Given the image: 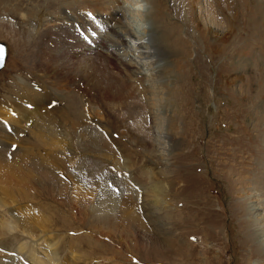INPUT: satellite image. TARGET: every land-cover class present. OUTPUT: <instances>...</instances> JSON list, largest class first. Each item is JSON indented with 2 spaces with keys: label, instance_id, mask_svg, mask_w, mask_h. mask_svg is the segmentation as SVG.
Masks as SVG:
<instances>
[{
  "label": "rangeland",
  "instance_id": "1",
  "mask_svg": "<svg viewBox=\"0 0 264 264\" xmlns=\"http://www.w3.org/2000/svg\"><path fill=\"white\" fill-rule=\"evenodd\" d=\"M105 1L94 4L100 10L92 11V6L81 10L93 12L103 22L93 44L102 42L109 26L120 33L129 26L137 37L141 34L138 32L145 31L144 36L148 35L150 41L166 34L175 54L166 52L165 44H157L164 56L162 63H170L171 72L164 79L158 78L160 92L156 95L147 88L150 74L141 79L144 71L141 73L135 63L137 54L132 55L134 60L125 57L134 74L132 79L128 75L126 78H138L133 83L135 99L105 93L106 90L95 92L92 97L87 89V95L80 93L81 108L85 105L102 110L105 122L98 116L89 114L92 118H87L84 114L87 121L84 117L83 121L78 119L79 128H74L71 120L57 123L54 130L66 128L62 131L64 140L58 139L50 147L45 138L37 139L30 125L34 117L41 120L43 108L58 104L51 100L37 111L33 108L41 97L36 88L53 84V80L60 84L52 76L53 67L65 65L67 59L63 55L68 56L73 50L67 47L56 53L54 60L49 56L53 48L61 49L53 42L56 24L50 23L57 22L70 5L62 0L57 5L56 0H0V42L6 48L0 69V259L4 264H264V179L257 180L264 175V0H143L141 6L134 0H120L121 14L127 20L120 26L111 16V9L116 7H108ZM90 27L83 30V37H88ZM63 35L59 31L55 39L59 37L61 41ZM95 44L98 57L110 52L121 58L124 53L109 42L106 51V47L100 49ZM93 53H81L79 58L89 59ZM112 61L105 59L102 66L106 73L116 76L123 67ZM68 62L66 70L70 69ZM114 65L118 67L115 69ZM70 75L68 78L74 75L83 86L84 79L80 80L78 73ZM158 96L164 101L161 107L155 103ZM18 104L32 111L14 112ZM6 111L14 117L7 116ZM157 115L165 116L166 122L160 139L155 136ZM12 120H17V124L12 125ZM103 124L110 126L108 138L104 137ZM93 129L102 134V141L95 146L90 143ZM19 135L21 139L17 140ZM13 143L15 147L9 149ZM161 143H165L164 148ZM104 145L107 156L111 155L108 151L114 154L112 160L104 163L90 158ZM115 146L121 147L118 152ZM48 153L62 162L74 159L75 165L82 166L78 181L84 187V171L92 178L94 175L96 188L88 191L87 198L96 204L104 197V204L96 206L95 215L75 216L72 182L68 184L66 203L56 199L60 194L45 189L46 192L13 188L18 200L12 195V185L4 175L6 164L12 159L21 157L28 161L33 155L37 158ZM59 171L62 170L53 172L60 179ZM38 174L41 173L37 172V177ZM150 188L164 189V194L153 198ZM129 190L134 195L125 197ZM124 204L135 210L130 219L122 212ZM88 207L91 208L90 203L86 202ZM47 213L52 215L53 223L44 229L49 236L44 239L40 238L42 227L34 226L32 216L44 220ZM23 227L27 231L20 233ZM102 229L111 232H97L104 233ZM165 238L174 243L176 252L156 250L157 240ZM90 242L95 245L88 248ZM22 248L32 249L29 257L20 252Z\"/></svg>",
  "mask_w": 264,
  "mask_h": 264
},
{
  "label": "bare ground",
  "instance_id": "2",
  "mask_svg": "<svg viewBox=\"0 0 264 264\" xmlns=\"http://www.w3.org/2000/svg\"><path fill=\"white\" fill-rule=\"evenodd\" d=\"M51 1L54 3L55 0H50V2ZM62 1H64V3L67 4L66 6L70 5L69 10L68 11L63 10V9H62L63 11L61 10L62 13H61V15H59L61 17L56 19V21L58 23L57 22H55V23H50L49 22L51 24V26L53 24H56L54 26L55 29H54V32H53V35H54L53 42H54V45H57V47H58V45H59V47L61 46V49H58L59 51H56L55 49H57V48H53V51L49 54V56H50L51 59L54 60L55 57H56V53L59 54V53L63 52V50L66 49L67 47L71 46V47H73V50L70 52V54H68V56L67 55H63V58L67 59L64 62L65 65L63 63H61L60 65H58V67H53L55 72H52V76L55 75V77L59 80L61 85L58 84V83H55L54 80H53V84H50V85H48L46 87H42V88H40V86H39V88H36L37 89V94L39 96H41L40 98H37V96H35V95L33 96L34 97L33 100L36 99V98L38 100V101L34 100L36 102L34 103L35 106L33 108L36 111L39 110L42 107V105H44V102L46 104H48V103H52L51 100H54L58 104H56L55 107H53V108H51V107L48 108V109L46 108L47 110H45L42 107L44 112H42L40 114V119L41 120H36L37 118L34 117V119L32 118V120H33L32 124L33 125L32 126L30 125V127L33 128L36 131V132L33 131L34 133H36V135L33 132H32V134L37 136V139L39 137L45 138L48 141V145L50 147H51V145H54L55 141L58 142V139L61 142H63V140H64V133H62V131L66 130V128L64 130H60V129L54 130V125L57 124V123H64V124L66 123L67 124L68 123L67 120H71L72 121L71 125L74 128H79V124L77 123L78 119L81 120L82 117L85 118L84 114L86 116H88L87 118H92V117H89V114L92 115L93 118L98 116V118H101L105 122V117H104V113L102 112V110L97 109L95 107H93V108L92 107H86L85 105H82V108H81V104H82L81 101L83 102V98H82V100H80V98H81L80 93H83L82 96L87 95V93H86L87 89L91 90L90 94H91L92 97H94L95 92L101 93V90H106L105 93L113 92L114 94L124 95L125 99H128V98L135 99V96L133 94V88L134 89H136V88L133 87V85H134L133 83L138 78H134L132 81L129 80L128 78H126V76L128 75L132 79V76L134 74L132 72V67L130 66V64H128V62H126L125 57H132V58L134 56H135V58L139 57L137 59V62H135V63H136L137 66H139L138 69L140 70L141 73L144 71V76H142L141 79H144L143 77L146 78V75L149 73L150 77L148 79H146V80H148V86H147L148 91L150 93H155L157 95L158 92H160V91L157 90L158 88H160V86H158V84L161 83V82H158L157 80H159L160 78H163V76H168L167 74H169L171 72V69H172L171 66L169 65L170 63L169 64L162 63V62H164L163 61L164 56H162L160 54V48H158V44L157 43H159L160 45L161 44H165L166 47H164V46L163 47L166 49V52H168V51L169 52H174V54L176 52L175 49L170 47L171 46L170 45L171 42L167 39V38L170 39V36L167 37L168 35H166V34H164L162 38L161 37H157V38L151 40L152 43H150L151 41H150L149 36L148 35L144 36V32L145 31H142L143 33L142 32H138V33H141L142 35L140 34V36L137 37V36H135L136 35L135 34V30H132L129 26H127L126 28L122 29L123 33L122 32L120 33L118 31H116L114 28H111V26H109V32L110 33L109 32L107 33V31H105L104 34H106V36L101 39L102 42L100 44H95V43L94 44L99 46V47H101L100 49H102L103 47H106L104 49L106 51L107 50L106 43L109 42V44L112 45V48L120 50V53L121 52H124V53L121 55V58H118V57L114 56L110 52L109 53L106 52V54L102 53L103 57H98L95 54L96 53V47H93L94 46L93 42L95 41V39L98 38V32L103 27V22H101L100 17H98L93 12H89V11L87 12L86 11V13H85L84 11H81L82 9L83 10L90 9L89 8L90 6H92L91 10L95 11L98 7L95 8L94 4L95 5H99L97 3V0H96V3H94V4L92 2H90V1H88V0H77V1H75L73 3L68 1V0H62ZM124 1L127 2V0H124ZM134 1L135 2L137 1V3H138L137 5L138 6H141V3H144L143 0H134ZM103 2H104V0H102V4H103ZM42 3L48 4L45 1H43ZM57 3H58V0H56V5H57ZM105 3H106V5L108 7L113 5L114 7L120 9L118 11L116 10V8L113 9V10L111 9V14H112L111 16H113V20L116 23V24L114 23L115 25H119L120 26L121 24H123L124 22L127 21V20L125 21V18H124V16H126V15H124L123 13L121 14V12H123V11H122V6L120 5V3H121L120 0H106ZM51 5H54V4H51ZM134 5H136V4H134ZM45 7H46V5H45ZM99 7H101V6H99ZM104 8H106V7H104ZM45 9L48 10L49 8L48 9L45 8ZM65 9H66V7H65ZM47 13H48V11H47ZM40 14L41 13H39L38 16H40ZM65 14H69V15L68 16H64ZM109 19H110V17H109ZM69 21H71V22L69 23ZM87 26H89V27L92 26V27H90V29L88 30V37L86 36V38H85V37H83L82 32H84L83 30H85V28ZM105 27H107V26H105ZM72 29H74L73 32H72ZM59 31H61V33H64V35L62 36L63 39L61 41L59 40V37H58V39H55V36H56V34ZM92 31H94V32H92ZM74 33H75V35H74ZM107 35H110V39L107 38ZM155 35L158 36V34H155ZM43 36H45V33L42 34L40 36V38H42ZM86 40H88V42ZM142 41H143V43H141ZM153 42H155V43H153ZM91 44H93V46H90ZM182 49L183 48H179L180 51H182ZM51 50L52 49L50 48V51ZM104 50H101V51L103 52ZM179 50L177 52H180ZM82 51H84L85 53L86 52L88 53V51H94V53H93V56L89 55V59L81 60L79 57H80L81 53H84ZM134 53H136L137 55L132 56ZM108 56L110 58H108ZM112 57H114V58H112ZM105 59H108L109 61H112V59H113L115 64L117 63V64H119V67L120 66L123 67V70L120 69L119 70L120 73L118 75H116V76H113V75H111L109 73H106L104 67L102 66V61L104 62ZM93 60H95L96 63H94ZM133 60H134V58H133ZM67 61L70 62V69L68 68L66 70L65 68H66V62ZM83 61H85L83 64H81V65L78 64V62H83ZM155 62H156V64H155ZM110 64H111V62H110ZM114 66H112V67L115 68V69L118 67L117 65H114ZM122 67H120V68H122ZM71 73H72V75L74 73H78L79 76H80V80L83 81V79H84L83 86L80 83L76 82L75 76H77V74H75V76L73 75L72 78H68V76H71L70 75ZM164 86H165V84H164ZM48 90H49V92L46 94V96H44L45 92H47ZM109 94H112V93H109ZM22 95H25V93H23ZM47 96H50V98L48 97L49 99H45V98H47ZM115 96L118 98L117 95H115ZM161 97L160 96L156 97L155 103H156V105L158 107H161V104L164 102L161 99ZM164 97L166 98V96H164ZM164 97H163V99H164ZM148 99H149V97H148ZM12 102L14 103L15 100L12 101ZM25 103H28V101H26ZM19 104H18V107L15 110H13L14 112H18V111H23V112L32 111L31 109L29 110L28 108L25 109L24 106H20ZM40 112L41 111L37 112L36 115H38ZM4 113H6L7 116L14 117V116H12V115H14L13 113H11L12 115L8 111H6ZM10 117H9V119H10ZM263 117H264V114H263ZM155 119L157 121L156 124H159V125L155 126V128H156L155 130H156V133H157L155 136L157 137V139H160L159 137L163 133V131H162L163 124L166 123L164 121L165 120V116L157 115ZM82 121H83V119H82ZM86 121H87V119H86ZM252 121L258 122V120L256 118H253ZM11 122H12V125H16L17 124L16 122H18V121L17 120H12ZM88 122H90V121H88ZM92 123H93V125L97 126V123H94V122H92ZM261 123H264V122H261ZM9 125H11V124H9ZM103 125H105V124H103ZM105 127H106V125H105ZM105 127H103V129L106 130V132L104 133V137L108 138L109 137V133L107 131L110 130V128H107V127L105 128ZM86 128H85V130H83V133L86 132ZM164 129H165V127H164ZM87 130H88V128H87ZM0 134H2V133H0ZM101 135H102L101 133L99 134L98 131L93 129L92 133L90 134V141H91L90 143H93V145H94V143L102 141ZM99 138H101V140H98ZM166 138H168V136ZM20 139H21V135H19L17 137V140H20ZM36 141H38V140H36ZM163 144L161 143V145H160L161 148L165 147V143H163ZM166 145H167V143H166ZM14 147H15V145H14ZM115 147H117V146H115ZM120 148L117 147V149H116L117 152H118V150H120ZM163 150H165V149H163ZM104 151H105V145L102 147V149L100 151H97L96 155H94V156H92L90 158H95L96 157V158L104 161V163H108L109 158L111 159V157L114 154L108 151V153H110L111 155L107 156L106 153H104ZM17 152H19V150H17ZM12 154H14V153H12ZM116 154H118V153H116ZM120 154H121V157H124L122 149L120 151ZM259 154H260V152L257 154V158H258ZM19 156H21V155H19ZM115 158H116V161H117V157L116 156H115ZM11 159H12V157H11ZM62 160L63 159L59 160V158H57L55 155H53L51 153H48V154H46L43 157H37V158L35 157V155H33V158L31 160H28V161L24 160L21 157L19 159H17V160L16 159H14V160L12 159L9 164H6L7 168H6V171H5V174H4L5 178L12 185V187L10 189V192H12V195H14L16 197V199L18 200V195L14 191L13 188H18V189L27 188L30 191H33L32 188H34V189H42L43 192H46L45 190H47V192H49V193L53 192V193L60 194V198L58 197L56 199H58L62 203H66L68 201L66 191L68 189L69 182H72L70 188L72 189L71 196H72V207H73V210H74L73 213L78 218L81 217V216H87V217L89 216L88 218H90V215L92 217L93 215H95L96 206H98L99 203L104 204V197H102V196H101L100 202H96L97 205L93 204V200H89L87 198L88 191H93L94 192L95 188H96V185H94V182H96V181H93L94 175H93V178H92V175L90 177V174L87 171H84L86 176L83 177V180L85 182V185H87V187H84L78 181V179L80 177V174L83 172V171L81 172V170L83 169L82 166L80 165L81 167H79V165H75L76 162H75L74 159L72 160V162H69V161L68 162H62ZM68 160H70V159H68ZM52 168H53V170H52ZM55 169H60V170L63 171L64 174L62 173V171H59L60 179L57 177L58 175H56V174H55L56 176L54 175L53 171H55ZM75 169H77V171H76L77 176H75V174L73 172ZM37 172L41 173V174H38L39 175L38 177L36 175ZM95 179H96V177H95ZM263 179H264V175L259 176L257 178L258 181H262ZM24 180H25V183H24ZM161 186H163V185H161ZM141 187H142L141 190L143 192V190H145L144 186L141 185ZM43 189H45V190H43ZM84 189H87V190H84ZM163 190L164 189H162V191L161 190L159 191L158 189L154 190V189L150 188V191L152 193L151 195H152L153 198L154 197H160V194L163 195L164 194ZM100 191H102V190H100ZM102 192L105 193V194H108V193H106L104 191H102ZM148 193H150V192H148ZM40 194L42 196V192ZM110 195H112V194L110 193ZM125 195H126L125 197H127L129 195L133 196L134 193L129 190ZM105 196L108 197V195H105ZM110 197H112V196H110ZM93 199H95V197ZM23 201H27V200L23 198ZM95 201H96V199H95ZM86 202L90 203L91 208H89V207L86 208ZM119 202L122 203V201H119ZM129 205L130 204L122 205V207H123L122 212H123L124 215H126L130 219L131 217H133L135 215V210H134V208L131 209L129 207ZM32 218H33V224H34V226L36 228L37 227H42L43 234L40 235V238H41V236H44V239L46 237H49V236L45 235L46 233L44 232V229H47L53 223L52 215L48 216V213H47L46 216H44V220L38 219L37 216H35V215L32 216ZM80 221H82V220H80ZM111 223H113V222H111ZM24 225H26V224L24 223ZM165 229H167V227H165ZM26 231H27L26 228L23 227L20 233H24ZM102 231L104 233H102L101 230L97 231V232H100L103 235L104 234L105 235H109L110 232H111L110 230H107V229H102ZM44 239H43V241H44ZM87 242H88V240H87ZM48 243H49V241H48ZM72 244H74V243H72ZM91 244H92V246L95 245V244L90 242V243H87V247L90 248L89 245L91 246ZM156 244H157L156 250L159 251V253L163 252V251H166L167 253H169L171 251L172 252H176L174 250V247H173L174 243L169 241L167 238H165L164 240H157ZM85 249H87V248H85ZM91 250L93 251L92 248H91ZM31 251H32L31 248L30 249H28V248L27 249H23L22 248V250L20 252L23 253L25 256L29 257L28 254L31 253ZM73 252H75V251H73ZM73 262H71V264H73ZM4 263H5V261L0 259V264H4Z\"/></svg>",
  "mask_w": 264,
  "mask_h": 264
},
{
  "label": "water",
  "instance_id": "3",
  "mask_svg": "<svg viewBox=\"0 0 264 264\" xmlns=\"http://www.w3.org/2000/svg\"><path fill=\"white\" fill-rule=\"evenodd\" d=\"M5 54H6L5 45L0 42V69L4 64Z\"/></svg>",
  "mask_w": 264,
  "mask_h": 264
}]
</instances>
